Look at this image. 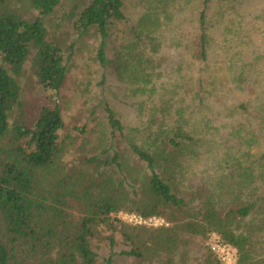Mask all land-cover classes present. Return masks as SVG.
<instances>
[{"label": "trees", "instance_id": "16d2710c", "mask_svg": "<svg viewBox=\"0 0 264 264\" xmlns=\"http://www.w3.org/2000/svg\"><path fill=\"white\" fill-rule=\"evenodd\" d=\"M233 1L147 0L115 65L145 121L126 130L106 107L104 121L77 129L85 140L66 166L73 141L60 136L59 107L23 103L16 80L28 64L44 90L64 87L69 57L45 26L62 0H0V264H102L97 243L112 264L118 238L141 264H199L194 241L210 234L235 250L236 264H264V77L254 97L236 100L248 80L226 46L243 16ZM74 7L68 20L78 36L98 35L104 68L123 0ZM170 48L179 52L165 59ZM119 213L164 225L127 224ZM211 252L201 264H222Z\"/></svg>", "mask_w": 264, "mask_h": 264}, {"label": "rangeland", "instance_id": "374dc122", "mask_svg": "<svg viewBox=\"0 0 264 264\" xmlns=\"http://www.w3.org/2000/svg\"><path fill=\"white\" fill-rule=\"evenodd\" d=\"M146 1L123 0L122 13L125 20L111 25L109 36L105 42L104 52L107 63L104 68L98 65L95 59L100 44L98 35L91 30L83 36H78L74 31L72 22L68 20L73 8L75 9L74 4H81L86 0H62L55 12L45 19V26L50 39L61 45L64 57H69L68 64L71 68L68 70L65 85L58 93L44 90L32 74L28 64L24 66L21 75L16 80L22 91L21 101L23 103L37 105L39 108L45 104L59 107L64 123L60 136L61 138L70 136L73 141L63 155V163L66 166L75 164L76 156L73 152L81 140H85L84 136L77 133V129H81L84 124L91 125L93 118L102 122L106 107L114 112L116 119L121 122L126 130L140 129L145 121L144 113L139 112L141 108L138 99L133 96L129 86L120 80L115 65L118 61L117 54L121 51V46L128 40L129 30L141 16ZM232 3L237 5V13L243 16L242 19H238V24L231 26L234 32L227 36L228 44L226 46L228 51L230 46V50L240 57L241 61L238 64L247 67L245 76L248 83H243L239 88V90L242 88L243 91L236 90L239 92V96H235L236 100H240L239 97H242L245 101L254 97L259 91L260 83L258 80L261 81L264 77V0H234ZM36 14L38 15V13H28L26 18L32 19ZM220 39V37L214 39L213 44L217 46ZM178 52H171V48L166 49L164 57L165 59L171 57L174 59ZM211 53H217L216 47L215 49L212 47ZM224 73L222 70V74ZM103 76L104 80H102ZM253 81H256V84L253 85ZM234 85L236 84L231 83L230 85L233 90L236 89L233 87ZM228 86L226 84L224 89H228ZM233 90L224 91V93L229 96ZM234 93L237 92L234 90ZM251 110L253 109L251 108ZM173 118V115L169 116L170 120ZM255 127L259 126L254 124L252 129ZM224 133L226 130L223 131ZM261 136L258 152L264 153V128L261 131ZM132 216L119 213L117 218L124 223L134 225ZM147 225L148 227L159 228L164 223L162 220H158L151 221ZM213 236L214 234L207 235L201 242L195 240L194 247L191 246V248L193 247L191 252L196 257L197 263L201 264L202 252L210 253L212 251L209 242L214 240L212 239ZM118 240L119 238L114 249L112 264H141L140 261L121 254L124 248L118 244ZM94 251L99 262L105 264L109 255L107 245L97 243L94 246Z\"/></svg>", "mask_w": 264, "mask_h": 264}, {"label": "built area", "instance_id": "2783aa9c", "mask_svg": "<svg viewBox=\"0 0 264 264\" xmlns=\"http://www.w3.org/2000/svg\"><path fill=\"white\" fill-rule=\"evenodd\" d=\"M132 220L137 224L158 221L155 219L142 221L141 219L134 216H132ZM212 239L214 240H211L209 242L210 249L218 255V258L222 262V264H236L235 250L228 245H222L219 241V238L215 235L212 237Z\"/></svg>", "mask_w": 264, "mask_h": 264}]
</instances>
